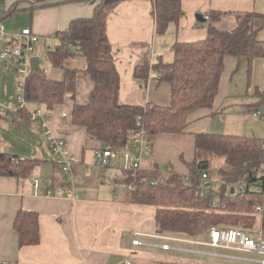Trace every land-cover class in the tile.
I'll use <instances>...</instances> for the list:
<instances>
[{"label":"trees","instance_id":"16d2710c","mask_svg":"<svg viewBox=\"0 0 264 264\" xmlns=\"http://www.w3.org/2000/svg\"><path fill=\"white\" fill-rule=\"evenodd\" d=\"M4 1L1 0L2 21L20 2L15 0L5 11ZM33 1L32 9L52 4L50 0ZM65 1H91L93 10L89 16L72 18L65 28L56 30L54 36L60 39V44L45 49V59L53 68L62 71V78L48 77L40 66L36 70L32 68L24 96L28 103L41 104L48 109L69 100L71 109L63 112L62 117L71 125L83 128L89 138L98 140L99 148H129L138 122L152 138L163 133L184 132L193 112L213 106L226 57H233L238 63L246 61L249 67L253 60L264 58V40L258 38V29L254 26V21L264 19V15L239 13V22L232 29L209 25L203 39L173 42L171 61L160 58L153 63L141 62L134 66L132 76L145 87L152 72L158 85H168V103L152 100L143 104L120 103V76L107 37V16L127 0ZM150 2L155 33L164 34L169 25L178 23L182 15L181 0ZM219 14L212 12L211 17ZM76 53L85 60L82 69L73 65ZM81 79H88L91 88L86 101L78 102L76 93ZM19 111L31 122L25 109ZM216 158H224V163L213 168ZM183 161L188 169L186 176L178 173L161 176L146 169L120 170V182L134 187L131 201L156 208L154 219L158 232L195 237L212 226H228L251 234L258 222L254 205L260 204V228L264 238L263 179L258 174L264 161L263 138L199 131L194 133L193 159ZM39 163L38 159L0 151V176L24 178ZM52 164L55 170L61 171L54 160ZM204 172L209 177L215 175L213 187L210 181H202L200 176ZM235 185L240 187L236 189ZM13 226L19 247L38 243L36 212L19 209Z\"/></svg>","mask_w":264,"mask_h":264},{"label":"crops","instance_id":"0c3cea01","mask_svg":"<svg viewBox=\"0 0 264 264\" xmlns=\"http://www.w3.org/2000/svg\"><path fill=\"white\" fill-rule=\"evenodd\" d=\"M14 1L5 0L4 4L9 6ZM27 1L34 3L33 0ZM49 2H52L49 6L35 7L29 26H26L40 37L47 38L56 30L65 28L72 18L89 16L93 10L91 1L50 0ZM151 9L150 0H127L120 3L107 16L108 39L115 32H112L115 29L114 25L122 30L140 31V34L132 37L130 42L127 39L122 44L119 40L113 43L109 39L112 53L115 49L116 52H120V46L126 45L131 51L135 50L136 58L132 71L137 63L146 62L147 54L152 63L160 58L169 60L171 57L168 55V49L171 50L173 42L203 39L209 25L221 29H232L239 22L237 15L239 13L255 12L264 15V0H181L182 15L178 23L169 25L164 34L155 33ZM212 12L220 14L213 18ZM198 14L201 16L197 17ZM254 26L258 29V38L264 40V19H256ZM144 31L146 33L152 31L150 42L149 39H145V35H141ZM239 63L233 57H226L213 106L193 112L184 132L163 133L153 137L152 147L142 163L143 169L154 170L161 176L171 173L186 176L188 169L183 160L190 161L194 157V133L206 131L244 134L245 128H248L249 119H259L252 117L245 108L228 101L231 97L229 89L233 81L232 75L235 72V66L237 67ZM153 76L155 74L150 73L146 87L143 82L133 78L132 86L123 90H121L120 78L119 102L143 104L147 100H152L150 89L156 91L162 87L152 78ZM12 77L11 88L14 93V73ZM149 85L151 88L148 91ZM90 88L91 82L88 79H81L77 87L76 101H86ZM14 103L16 110L9 106L5 111L6 116L12 118L13 126L34 125L43 137L45 147L49 150L40 125L31 120L28 122L21 116L15 97ZM40 106L45 110L40 109L43 115L49 118L50 132L64 140L71 157L79 166L74 169L73 174L55 170L52 164L53 157L50 160L46 159L43 151L32 145L33 148L30 150L27 148L28 151L25 152L36 154V157L31 159H38L41 163L24 178L0 176V264L3 262L10 264H123L126 259H131L134 264H262L258 260L264 258V253H254L252 257L255 260L251 261L247 259L250 257L249 253L232 249L196 245V249L199 250L220 255H236L244 259L132 244L135 232L147 234L158 232L154 219L156 208L131 201L133 191L120 182V162H112L109 168L99 166L94 152L99 149L101 143L89 138L83 128L71 125L67 118L62 117L63 112H69L71 109L69 100L52 109L35 103H28L27 108H40ZM1 136L4 137V135L0 133V141H3L0 151L21 158H29L23 153H18L20 152L18 148L6 139H1ZM84 165L90 168V177L83 174ZM35 178L43 179L38 189L33 186ZM107 179L111 181L107 182ZM206 181L214 185L216 182L214 176H210ZM70 183L74 185L77 198L46 195L48 188L53 189ZM238 187L240 185H235L236 189ZM19 209L34 211L38 214L39 241L35 245L18 246L13 220ZM257 215L258 222L251 232L252 236H256L257 231L261 230V214ZM201 235L207 237L208 231ZM140 238L159 242L156 238ZM182 245L191 246L184 243Z\"/></svg>","mask_w":264,"mask_h":264},{"label":"built area","instance_id":"2783aa9c","mask_svg":"<svg viewBox=\"0 0 264 264\" xmlns=\"http://www.w3.org/2000/svg\"><path fill=\"white\" fill-rule=\"evenodd\" d=\"M2 5L0 0V62H6L5 67L12 65L15 85H14V97L16 106L19 110H27L28 102L25 99V85L28 75L32 69L33 58L38 57L36 55L34 45L39 42L40 36L31 31L29 27H23L18 34H7L2 25ZM39 58V57H38ZM148 63H152L151 58L148 57ZM46 74V70H44ZM254 118H260V112L255 111L251 113ZM28 118L37 122L46 138L49 146V150L54 157V162L60 167V170L64 173L73 174L79 164L71 157L64 140L60 137L54 136L49 128V118H46L40 108L35 107L28 109ZM153 138L149 135L140 123H137V128L133 131L131 136L130 147L125 149H117L111 146H105L103 148L96 149L94 155L98 161L99 166L109 168L112 162H120V169L122 171L142 170V163L146 154L152 147ZM85 168L83 174L86 177L91 176L90 168ZM259 176L262 177V184L264 183V161L262 167L258 171ZM202 181L209 179L207 173L201 174ZM110 182L111 179H107ZM42 178H35L33 180V186L38 189L42 184ZM130 190H133L132 185H128ZM263 188V187H262ZM259 190V189H257ZM54 194L60 197H66L69 199L77 198L75 188L72 183L67 185L56 186L53 189L48 188L46 195ZM254 210L257 214L262 213V207L260 204L254 205ZM140 237L156 238L159 242L147 241ZM190 244V247H185L182 244ZM134 245H147L159 247L164 250H179L189 252H200L209 255L225 256L232 259H244L236 255H220L217 253L196 249V245H204L215 248L232 249L236 251H242L249 253L248 260L254 261L252 257L254 253H264V238L262 237L261 230L256 236L245 232L239 227H215L212 226L208 230V236H202L201 234L195 237H190L182 233H170V232H157L154 234H147L142 232H135L132 239ZM264 264V258L258 260ZM2 264H10L9 262H3ZM123 264H134L131 259H126Z\"/></svg>","mask_w":264,"mask_h":264},{"label":"rangeland","instance_id":"374dc122","mask_svg":"<svg viewBox=\"0 0 264 264\" xmlns=\"http://www.w3.org/2000/svg\"><path fill=\"white\" fill-rule=\"evenodd\" d=\"M34 6L36 5L34 4ZM7 7L8 6L6 4L4 7L5 11ZM32 7V2L30 3L27 0H20L16 6V10L11 15H8L2 22L5 32L7 34H18L21 28L29 26V22L33 16V10L35 9H32ZM114 27L115 29L112 30V32H115L111 38H109L113 43L119 40L122 44V42L127 39L130 42L132 37H136L138 33L140 34L139 30H122L116 25H114ZM130 35L132 36L130 37ZM141 35H145V39H149V42L152 40V31L150 33H146L145 31L141 32ZM59 44L60 39L55 37L53 33L49 34L47 38L43 36L40 37L39 42L34 45L36 55L39 57V66L46 70L48 77H52L54 79L62 78L63 73L60 69L53 68L49 64L44 57V52L47 47H54ZM120 47V52H116L115 49L113 50V53L119 76L121 78V90H123L125 88L128 89L134 82V77L132 76V66L136 58V52L135 50L131 51L128 45ZM168 55L171 58L169 60L165 58L164 60L170 61L172 59V50L168 49ZM148 57L149 55L147 54L145 61H147ZM73 65L81 69L84 68V58L76 53L73 59ZM12 76L13 68L10 63L7 67L0 65V133L4 135V137L1 136V139H6V141L12 143V145L17 147L18 151H20H17L18 153H23L25 157L29 158L34 156L36 157V154H29V152L25 151L32 149V145L37 146L43 151L44 157L50 160L53 155L50 150L45 147V141L34 125L21 124L19 127H16L13 126V123L11 122L12 118L10 116H6L5 111L7 110V107L12 106L13 110H16L14 93L11 88V84H13ZM232 77L233 81L229 89L231 97L228 98V101H230V103L232 102L236 106L245 108L248 113H252L257 110L260 112L261 116L259 119H249L250 122L248 124V128H245L244 134L248 136L264 137V58L253 60L250 67L247 65L246 61L239 63L237 67L235 66V72ZM161 86L162 87L156 91L155 89H150L151 85L148 86V91L149 89L151 91L150 99H152V101L168 103V85L166 83H162ZM40 109L45 111L44 108L42 109V106H40ZM19 128L22 129L20 130ZM206 129L209 130L210 128ZM28 137H30V139H28ZM2 142L3 141H0V147H2ZM223 163L224 158H216L212 167L216 168ZM213 176L216 180L215 175ZM211 186L213 187L214 184Z\"/></svg>","mask_w":264,"mask_h":264},{"label":"water","instance_id":"95a60500","mask_svg":"<svg viewBox=\"0 0 264 264\" xmlns=\"http://www.w3.org/2000/svg\"><path fill=\"white\" fill-rule=\"evenodd\" d=\"M200 16H201V14H198V15H197V17H200ZM0 65L5 66V65H6V62H4V61L0 62ZM38 66H39V58H38V57H34V58H33V65H32V68H33L34 70H36V69L38 68ZM203 168H205V165L203 166ZM230 191L232 192V191H233V188H231Z\"/></svg>","mask_w":264,"mask_h":264}]
</instances>
